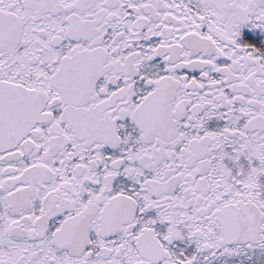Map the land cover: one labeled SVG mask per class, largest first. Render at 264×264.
<instances>
[{
  "label": "snow or ice",
  "instance_id": "6c2138e0",
  "mask_svg": "<svg viewBox=\"0 0 264 264\" xmlns=\"http://www.w3.org/2000/svg\"><path fill=\"white\" fill-rule=\"evenodd\" d=\"M0 264H264V0H0Z\"/></svg>",
  "mask_w": 264,
  "mask_h": 264
}]
</instances>
